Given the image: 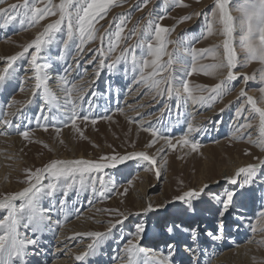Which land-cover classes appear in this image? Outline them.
Segmentation results:
<instances>
[{
  "label": "rangeland",
  "instance_id": "374dc122",
  "mask_svg": "<svg viewBox=\"0 0 264 264\" xmlns=\"http://www.w3.org/2000/svg\"><path fill=\"white\" fill-rule=\"evenodd\" d=\"M46 2L47 0H45ZM141 2L142 0H115L114 6L109 8L106 16L102 19L96 18L94 21V29L98 30L94 33L96 39L85 45V52L80 59L79 68L73 62L76 51L72 42H70L72 46L67 50L70 54L66 55V59L64 61L56 59L63 50L62 41L67 39L66 29L64 33L56 34L55 42L45 50V56L50 57V59H46L44 62L51 65L48 69V75L51 77L48 84L60 98L61 103H63L64 93L60 90L62 81L59 77L64 75V69L68 68L69 65H71L72 70L68 73L67 79L71 83L76 85L84 83L87 87L88 82L94 79L95 65L87 63L94 54L88 52L87 49L101 47L100 35L110 28L109 22L114 17L118 19L121 14L130 17L124 28V34H127L137 23L140 26L146 24L149 13H152L154 20L159 16H164V19L159 21L160 24L169 28L175 26V30L168 35V39L192 41L194 36H199L205 30V15L210 14L214 0H183L184 4L188 5L187 7L173 5L171 0H149L142 9L134 7ZM17 3H22V0H4L3 3H0V7L7 9L8 6ZM52 3L58 4L59 0H52ZM194 12H201L205 15L193 16L191 20L177 23L181 17ZM232 14L234 16L239 15L237 12ZM57 18V16L46 17L38 25L29 28H21L18 23H14L7 29H0V69L5 66L8 56L21 51L22 45L31 41L37 32L42 31L44 25ZM115 30V26L111 25V31L114 33ZM213 36L199 39L198 42L193 41L191 46L195 48L215 47L217 44L211 43ZM136 41V37L127 41L122 39L115 51L108 57V62L115 60L123 48L134 45ZM75 43H79V40L76 39ZM108 43V37L105 36L103 43L105 50L108 48ZM175 47L181 46L169 44L168 50L171 51ZM236 47L238 55L242 56L243 53L239 48L238 40ZM218 52L222 53V48L218 49ZM214 62L212 56L208 55L205 59L198 60L197 63L200 65ZM96 63L98 64V61ZM27 67V60L17 61L14 70H12V75L3 84H0V113L5 111L14 113L17 109H22V117H0V119H13L14 124L20 123L22 125L17 130L6 128L0 123V133H2L0 134V197L27 187V172L25 170L32 169L35 171L53 159L84 158L97 160L105 154L124 155L130 152L146 151L150 155L156 156L157 165L155 167L149 166L147 162L130 160L116 168L105 170V179L110 178L116 184L115 190L107 192L105 197L93 195L90 190L81 191L79 195L75 190L71 191L65 212L54 211L52 213V220L57 218L56 221L60 225L56 228L61 229L68 222L77 218H84L82 221L84 223L81 225L82 227L84 224L86 225V232L84 233L104 232L110 226V221L114 222L120 218L116 212L119 210L125 215L129 213L133 215H128V219L124 221L123 225H117L113 229L111 238L99 248L103 256L102 260L105 259L104 264H121V261L116 257L123 255L120 249L123 248L129 238H132L128 234L134 232V225L140 222L145 223V233L140 241V246L148 249L150 245H157V247H161V252L166 254L167 245L175 242V240L178 241L174 264H181L184 259L185 263L183 264H190V256L192 261L199 260V262L201 261L200 264H210L214 255L222 249L232 251L231 257H235L236 252L233 250L239 245H246L247 243L253 246L250 249L251 254L248 258H242L243 260L241 259L239 263L233 264H264V243H262L264 231L260 230L262 225L257 222L258 214L264 205V199H262L264 196V175L257 176L251 189L242 190V195L235 208L223 218V238L213 241L207 236L208 232H216L217 225L221 220L217 212L219 206L210 202V196L229 187L223 177L232 175L239 166L255 162L254 157H264V152L248 142L247 135L244 138H237L239 134L235 131L238 124L244 122L242 118L237 120L235 115L236 109L245 102V98L239 97V90L244 87L247 93L251 92L254 97H259V88L264 86L259 70L264 65L259 61H251L246 66L235 69V71L249 75L256 73V79L249 81L247 85L243 83L242 78L232 82V90L211 108L193 105L189 101L186 106L178 109L175 98L167 100L165 97L164 101L160 97L153 99V92H148L143 85L137 86L133 79L136 74L129 70L125 75V65L121 62L117 65L114 73H109L105 69L101 77L92 85L91 90L95 91L97 95L95 97L89 95L82 102L81 114L89 115L90 119L76 121L77 127L80 129L79 132L70 123L64 126L59 119L55 122L49 121L47 130L41 126L45 123L44 121H41L40 124L36 123L35 118L40 112L42 100L39 95L35 98L32 97L34 80L29 79L32 72L25 71ZM175 67L178 68L179 65H175ZM186 78L190 87L193 88L194 94H198L196 86L214 85L218 82V77L205 75L203 71L199 70V67L196 72ZM51 85L56 86L51 87ZM131 94L133 95L130 96ZM29 99H32L33 102L27 107H23ZM89 100L92 104L90 111ZM165 102H167L169 110L162 114L161 109L165 107ZM225 105L228 107L225 108ZM124 107L140 110V115L138 116V113L124 115V112L129 111L125 110ZM118 108L123 109V111H117ZM220 108H225V111L220 113ZM130 111L132 112L131 109ZM51 114L58 115V112L53 108ZM244 115H249V113L246 112ZM103 116H109L110 119L99 118ZM158 118H160L159 123H157ZM92 119H96L97 122L93 124ZM188 121H192L195 125L205 129L199 134H190V139L198 142V148L195 151L191 149L190 145L177 144L175 149L169 148L165 141L159 138H157L154 146L146 147L153 140V137L144 128L149 126L162 130L170 128L171 131H163V135L171 137L172 142L176 143L181 135L186 132ZM251 122L253 125H257L258 118ZM56 128L60 129L59 133H57ZM24 130H28L30 133L27 140L19 134L20 131ZM247 131L251 132L253 139L258 136L257 127ZM160 148H164V151L158 153L157 149ZM246 150L250 151L251 155H246ZM150 167L151 170H146ZM156 167L161 170L159 178L155 175ZM224 168L225 175L223 176L222 169ZM216 181H219V184ZM48 182L47 178L43 181L44 184ZM205 184L209 186L206 189L208 196L201 203L195 205V212L187 210L182 202H171L172 197L179 194L180 191L188 188H199ZM97 187L99 186L97 185ZM60 198H62V193L58 192L55 199L58 201ZM149 201L153 205H164V207L144 214L142 209L146 207ZM41 203L43 207L48 208L52 200L44 199ZM134 213L141 214L137 216ZM5 214L3 210H0V218ZM173 223L182 225L185 231L182 234L169 235L167 228ZM252 227L256 228L255 232L252 231ZM191 229H198L200 232L198 245L191 244L188 238V231ZM28 235L30 236V234ZM54 235L53 233L52 238L55 237ZM122 235L124 236L123 240L120 239ZM91 242V238L81 236L78 238L77 245L83 243L80 248L86 250V246ZM187 244H191L192 247L193 245L194 247L197 246L195 247L197 251L195 254H191L184 250L185 253L182 252L183 255L180 256L178 254L180 248L184 249ZM52 251L51 245L47 252L51 253ZM155 251L159 250L156 249ZM63 254H65V250L57 253L56 256ZM48 261L50 260H44L43 264ZM80 263L75 262V264Z\"/></svg>",
  "mask_w": 264,
  "mask_h": 264
},
{
  "label": "snow or ice",
  "instance_id": "6c2138e0",
  "mask_svg": "<svg viewBox=\"0 0 264 264\" xmlns=\"http://www.w3.org/2000/svg\"><path fill=\"white\" fill-rule=\"evenodd\" d=\"M4 0H0L3 3ZM115 0H59L58 4L52 3V0H22V3H17L8 6V8L0 7V29H7L14 23H18L21 28H29L38 25L46 17L57 16L58 18L43 26L42 31L35 34L34 38L28 43L21 46V51L16 52L6 58L5 66L0 69V84H3L14 70V65L17 61L27 60L28 67L25 71H31L32 76L29 79L34 80L32 88V97L40 96L42 104L40 112L36 116V123L41 121L45 123L41 125L47 130L48 122H55L58 119L60 123L67 126L71 124L78 132L76 121L82 119L87 121L89 115H82V102L87 96L95 97L97 93L92 91V85L101 77L102 72L107 69L109 73H114L118 64L123 62L124 74L127 75L129 70L136 74L133 79L139 85L145 86L148 92H153V99L160 97L162 101L166 97L167 100L175 98L176 107L178 109L186 106L189 101L193 105H201L211 108L216 102L220 101L228 92L232 90V82L239 81L241 78L245 85L249 81L256 79V73L251 75L235 71L238 67H244L251 61H259L264 65V0H214L211 12L205 15L201 12H194L181 17L177 23H182L186 20H191L193 16L205 15L206 26L205 30L194 36L192 41L177 39L170 40L168 35L175 30L165 27L159 23L164 19V16H159L155 20L152 18V13H149V19L146 24L140 26L139 23L133 26L127 34H124V28L127 20L123 14L113 18L109 22L110 28L105 33L100 35L101 47L87 49L93 53V58L88 60L89 65H95L94 79L88 82L87 87L84 83L76 85L67 79L68 73L72 70L71 65L64 69V75L59 79L62 81L61 91L64 93L63 103L60 98L49 87L48 69L51 65L44 62L50 57L45 56V50L51 46L56 40L57 33H64L66 29L67 39L62 41L63 50L56 58L59 61H64L66 55L70 54L67 50L74 45L76 56L73 57V62L77 68L80 65V59L85 52V45L96 39L94 33L98 31L94 29V21L97 17L103 18L107 15L110 7L114 6ZM149 0L142 2L134 7L142 9L148 4ZM173 5L184 6L183 0H171ZM43 5V6H40ZM239 13L234 16L232 13ZM111 25L115 26V32L111 31ZM78 34V35H77ZM123 34V35H122ZM214 34H219L223 37L221 42L215 47L210 48H195L191 46L192 42H198L199 39L207 38ZM108 37V48L104 49V37ZM114 37V39H113ZM136 37L137 41L134 45L123 48L115 60L108 62V57L115 51L119 42ZM76 39L79 43H75ZM239 43V48L243 55H238L236 43ZM72 42V45H70ZM169 44L180 45L171 51L168 50ZM222 48V53L218 49ZM211 55L214 63L200 64L198 60L205 59ZM167 57V59H164ZM190 58V59H189ZM98 61V64L96 63ZM179 65V67H175ZM203 71L205 75L220 77L214 85H198L194 94L193 88L190 87L186 77L191 76L198 70ZM261 82L264 83V67L260 70ZM260 96L254 97L248 95L244 87L239 90V97L245 98L244 104L236 109V118L244 120L236 127L237 138H244L247 135L248 142L255 145L264 152V86L259 88ZM75 93V95H74ZM33 102L29 99L23 107H27ZM19 103V102H15ZM89 103V111L92 104ZM11 106V105H9ZM228 105H225V108ZM55 108L58 115H52V109ZM225 108H220L219 112L223 113ZM169 110L167 102L165 107L161 109V113ZM122 112L123 109H117ZM246 112L249 115H244ZM140 115L139 113L137 114ZM22 117V109H17L14 113L3 112L0 117ZM100 119H110L109 116L99 117ZM258 118V124L253 125V119ZM131 119V118H130ZM157 119V123H159ZM96 119H92L95 124ZM6 128H21L20 123H13V119H0ZM141 126H143L142 122ZM53 126H55L53 124ZM258 128V136L253 139L251 132L247 131ZM145 131L151 133L153 140L146 147L154 146L157 138L163 139L167 147L175 149L177 144L187 146L195 151L198 148V142L190 139V134L201 133L205 131L202 126L195 125L192 121L187 122L186 132L181 135L176 143L172 142V138L163 135V131H171L170 128L160 129L154 126L144 128ZM57 133L60 129L56 128ZM2 134V133H0ZM25 140L29 139V131L24 130L19 133ZM81 135H83L81 133ZM164 151V148L157 149L158 153ZM246 155H251L250 151L245 152ZM138 160L147 162L149 166L157 165L155 155H150L146 151L130 152L124 155L105 154L97 160L90 159H53L45 164L42 168H37L35 171L26 169L27 187L21 191L4 194L0 197V210L6 214L0 218V264H28L27 257L29 249H37L40 244V236L45 227L52 223V213L59 211L65 212L69 193L73 190L77 195L81 191H91L93 195H99L103 198L106 193L113 191L116 184L110 178L105 179V170L116 168L126 161ZM252 163H248L237 167L232 175L223 177L225 183L229 186L223 189L220 193H214L210 196V202L218 205V215L221 218L217 225L216 232H208L207 236L214 240L222 239L224 232L223 218L235 208L238 199L242 195V190L251 189L256 182L258 175H264V157H254ZM166 164V161H165ZM147 168L146 170H151ZM157 178L161 176L159 167L155 168ZM48 179L49 182L44 184L43 181ZM219 184V181H216ZM97 185L99 187H97ZM110 185V187H109ZM78 186V187H77ZM207 184L199 188H188L180 191L179 194L172 197L171 202H182L187 210L195 212V205L201 203L208 196L206 189ZM237 189L241 190L238 191ZM126 191V190H125ZM62 193V198L56 201L57 193ZM44 199L52 200L48 208L42 206L41 201ZM264 199V196H262ZM19 201V203H17ZM170 202V203H171ZM164 207V205H153L150 201L146 207L142 209L144 214L154 212L156 209ZM119 219L114 222H109V227L104 232L94 231L77 234L91 238L92 242L86 246V251L75 255L76 261L85 262L87 258L94 255L96 251L112 236L113 229L117 225H123L128 219L129 213L125 215L119 210H116ZM141 213H134L139 216ZM257 222L262 225L261 231H264V205L259 212ZM57 223H59L57 221ZM21 229H24L22 232ZM134 232L128 235L129 238L120 251L122 256H117L116 259L121 261V264H174L176 256V244L170 243L167 245V253H154L150 249L140 246V241L145 233V223L140 222L134 225ZM185 231L182 225L173 223L167 228L169 235L182 234ZM255 232L256 228L252 227ZM32 235L29 236L28 233ZM76 237L73 236L72 239ZM188 238L191 244H199L200 232L198 229L188 231ZM121 240L124 239L122 235ZM264 243V241H262ZM191 244L185 245V251L195 254L196 248ZM32 254H35L33 252ZM190 264H199L198 261H192L189 257Z\"/></svg>",
  "mask_w": 264,
  "mask_h": 264
},
{
  "label": "bare ground",
  "instance_id": "6f19581e",
  "mask_svg": "<svg viewBox=\"0 0 264 264\" xmlns=\"http://www.w3.org/2000/svg\"><path fill=\"white\" fill-rule=\"evenodd\" d=\"M222 39H223L222 36H219L218 34H214V36L211 38V43L212 44H219ZM53 77H55V76H53ZM219 78L220 77H218L217 79H219ZM54 86H56V85H51V87H54ZM133 94H131L130 96H132ZM248 95L254 96V94L251 92H248ZM126 98H129V97H126ZM126 108H125V110L130 111V109H131L132 112L131 111L130 112L129 111L124 112V115H134V114H137L140 112V110H137V109L133 110L132 107H128L127 109ZM11 139H13V138H11ZM62 159H64V158H62ZM222 170H223L222 173H224L223 174V176H224L225 175V168ZM56 219H53L52 223L48 227H45L43 229V232L40 236V244H39L38 248L37 249H31L30 248L29 249V256L27 257L28 264H39L40 262H42V264H43L44 260H47V259H49L50 261H48L46 264H75V262H77V263L81 262V261L75 260V255L86 251L85 249L80 248L83 245V243L81 245L80 244L77 245L78 238L81 237L77 234H81V233L86 232L85 231L86 225L84 224V227L81 226L84 223V222H82V221H84V218H82V219L77 218L76 220L68 222L65 226L62 225L63 227L61 226L62 227L61 229L56 228V226L60 227V225L57 223ZM53 233L55 234L54 238H52ZM28 234H30V236L32 235L31 233H28ZM73 236H75L76 238L72 239ZM177 242L178 241L175 240V242H172V243L177 244ZM51 245L53 247V251H52L53 253L52 252L48 253L47 249L50 248ZM195 247H197V246H195ZM195 247L193 245V248H195ZM214 248H216V247H214ZM252 248H253V246L249 243H247L246 245L245 244L239 245L235 250H233L234 252H236L235 257H231L232 251H230V250L224 251L222 249L221 251H219V253L214 255L210 264L239 263V261L242 258H248L249 257V255L251 254L250 249H252ZM148 249L152 250L156 254H159L161 252V247H157V245H150ZM156 249H158L159 251L156 252L155 251ZM63 250H65V254H63V255L66 257H64L63 255L62 256H56L57 253H59ZM184 250H185V247H184V249L180 248L178 254L180 256L183 255V253H185ZM33 252H35V254H32ZM102 257H103L102 253L100 252V249H98L94 255L89 256L85 262H81L80 264H100V263L104 264L105 259L102 260ZM231 258H232V260H231ZM73 260H75V262H72ZM198 262H199V260H198ZM183 263H185V259L181 261V264H183ZM200 263H201V261L199 262V264ZM111 264H113V263H111Z\"/></svg>",
  "mask_w": 264,
  "mask_h": 264
}]
</instances>
